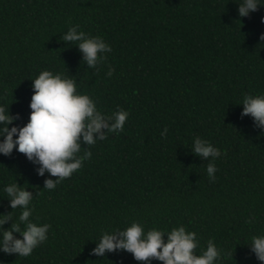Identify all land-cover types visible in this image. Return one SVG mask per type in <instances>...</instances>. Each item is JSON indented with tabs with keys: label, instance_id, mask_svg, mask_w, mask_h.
Returning a JSON list of instances; mask_svg holds the SVG:
<instances>
[{
	"label": "trees",
	"instance_id": "16d2710c",
	"mask_svg": "<svg viewBox=\"0 0 264 264\" xmlns=\"http://www.w3.org/2000/svg\"><path fill=\"white\" fill-rule=\"evenodd\" d=\"M240 2L0 0V105L10 128L28 122L31 80L42 71L74 79L105 115L129 113L124 131L81 143L78 155L91 157L53 190L45 181L57 178L38 175L39 164L15 149L0 155V214L13 215L3 229L20 215L4 192L11 183L32 192L30 220L50 225L30 256L0 252V264H141L124 251L91 254L104 232L132 222L145 232L183 226L196 233L197 255L215 243L219 264H260L250 244L264 235V128L241 115V103L264 95V7L241 18ZM77 25L112 49L96 68L63 40ZM196 137L222 153L214 182L191 150Z\"/></svg>",
	"mask_w": 264,
	"mask_h": 264
},
{
	"label": "clouds",
	"instance_id": "9594fccd",
	"mask_svg": "<svg viewBox=\"0 0 264 264\" xmlns=\"http://www.w3.org/2000/svg\"><path fill=\"white\" fill-rule=\"evenodd\" d=\"M261 3L262 0H241L238 5L239 17H248L264 7ZM261 22L264 23V19ZM78 29V25L70 27L63 40L76 44L88 68H96L106 60L104 54L112 49L101 37H90ZM260 39L264 41V35ZM107 75H112L111 68ZM31 89L30 115L24 126L10 128L15 121L10 108L0 105V155L7 157L15 149L29 161L39 164L38 175L43 176L47 172L49 176L57 178L55 181H45L44 189L53 190L61 181L81 169L83 160L91 157L90 152L78 155L81 143L95 145L107 139L109 133L124 131L129 113L121 109L110 116L103 114L94 100L77 92L74 79L50 71H42L31 80ZM241 104V115L251 116L258 127L264 128V95H247ZM15 119H19V116ZM102 130H106V133ZM167 131L165 128L161 136H165ZM191 150L208 161L206 172L209 181L214 182V174L218 171L214 161L222 155L221 151L200 137L193 140ZM4 192L10 208L13 211L19 208L20 215L18 223L4 230L3 226L13 219V215L0 214V252L28 257L47 241L50 225H38L30 220L33 212L32 192L16 183L6 185ZM21 225H24L23 229ZM17 234L21 238H16ZM250 246L256 259L264 264V235L253 236ZM198 247L196 233L187 231L183 226L174 227L168 232L156 228L145 232L142 225L132 222L118 234L115 231L104 232L91 254L103 257L106 252L124 251L132 254L134 260L141 264L150 260L162 264H219L221 252L213 241H208L206 250L200 255L196 254Z\"/></svg>",
	"mask_w": 264,
	"mask_h": 264
}]
</instances>
